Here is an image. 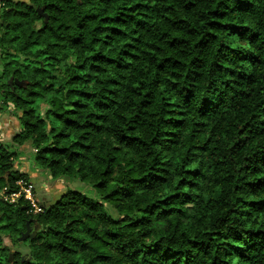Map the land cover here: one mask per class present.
Here are the masks:
<instances>
[{
	"label": "trees",
	"instance_id": "16d2710c",
	"mask_svg": "<svg viewBox=\"0 0 264 264\" xmlns=\"http://www.w3.org/2000/svg\"><path fill=\"white\" fill-rule=\"evenodd\" d=\"M10 106L0 264H264V0H0Z\"/></svg>",
	"mask_w": 264,
	"mask_h": 264
},
{
	"label": "rangeland",
	"instance_id": "374dc122",
	"mask_svg": "<svg viewBox=\"0 0 264 264\" xmlns=\"http://www.w3.org/2000/svg\"><path fill=\"white\" fill-rule=\"evenodd\" d=\"M2 122L4 125L10 127L11 134L16 133L19 129L18 120L13 116L11 106L0 111V124ZM8 145H11V143ZM15 148L17 149V157L14 159V167L21 173L26 174L28 180L34 185L36 192L40 191L37 192V199L40 206L54 204L67 190H79L87 196L96 197L94 189L85 182L64 177L53 179L46 172L37 168L30 158L31 148L28 144Z\"/></svg>",
	"mask_w": 264,
	"mask_h": 264
},
{
	"label": "built area",
	"instance_id": "2783aa9c",
	"mask_svg": "<svg viewBox=\"0 0 264 264\" xmlns=\"http://www.w3.org/2000/svg\"><path fill=\"white\" fill-rule=\"evenodd\" d=\"M16 184L19 186L17 193L11 194L10 200H14L19 196H22L30 206V211L38 213L41 211V206L38 203L37 192L34 185L30 181L19 179Z\"/></svg>",
	"mask_w": 264,
	"mask_h": 264
},
{
	"label": "crops",
	"instance_id": "0c3cea01",
	"mask_svg": "<svg viewBox=\"0 0 264 264\" xmlns=\"http://www.w3.org/2000/svg\"><path fill=\"white\" fill-rule=\"evenodd\" d=\"M19 131V129H18ZM17 131V132H18ZM16 132V133H17ZM11 129L9 126H6L3 124V122L0 124V141L4 144H9L11 143V140H12V137L15 133H12L11 135ZM29 178H31L29 176ZM37 192H40V191H37Z\"/></svg>",
	"mask_w": 264,
	"mask_h": 264
},
{
	"label": "water",
	"instance_id": "95a60500",
	"mask_svg": "<svg viewBox=\"0 0 264 264\" xmlns=\"http://www.w3.org/2000/svg\"><path fill=\"white\" fill-rule=\"evenodd\" d=\"M9 259H10V261L12 260V254L9 255Z\"/></svg>",
	"mask_w": 264,
	"mask_h": 264
}]
</instances>
